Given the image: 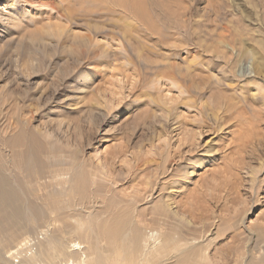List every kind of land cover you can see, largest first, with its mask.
Instances as JSON below:
<instances>
[{
  "label": "rangeland",
  "instance_id": "1",
  "mask_svg": "<svg viewBox=\"0 0 264 264\" xmlns=\"http://www.w3.org/2000/svg\"><path fill=\"white\" fill-rule=\"evenodd\" d=\"M119 1L0 0V159L15 157L4 142L19 133L24 148L32 133L41 144L33 143L36 165L12 169L24 207L0 213V264H117L123 241L110 230L127 207L124 234L138 228L134 235L142 240L126 252L133 264H149L142 249L153 254L165 231L150 212L169 204L181 228H194L177 206L189 197L196 207L209 197L217 201L207 200L215 212L210 231L189 245L200 242L218 261L211 264H222L213 255L224 252L231 255L227 264L258 262L264 256L255 234L264 225V0H138L144 9L124 0L127 11ZM227 82L235 90L222 91ZM217 97L245 110L219 132L202 121L205 114L212 122ZM250 124L252 135L241 139L246 132L239 126L250 131ZM229 140L249 142L237 149L243 167L236 180L217 167L229 163ZM244 206L243 217L236 215ZM219 217L238 220L242 239L232 243L227 236L236 231L219 225ZM221 227L225 233L217 236ZM231 248L244 251L238 263Z\"/></svg>",
  "mask_w": 264,
  "mask_h": 264
},
{
  "label": "bare ground",
  "instance_id": "2",
  "mask_svg": "<svg viewBox=\"0 0 264 264\" xmlns=\"http://www.w3.org/2000/svg\"><path fill=\"white\" fill-rule=\"evenodd\" d=\"M121 1V4L122 5H124V7L126 8L125 10L127 11L129 8H128V6L127 5H125V3H126V1H124V0H120ZM119 1V2H120ZM119 2H118V4L117 3H115L116 5H118L119 6ZM135 4H136V8H138V9H144L143 8V6L139 3V1L138 0H135ZM143 3V2H142ZM134 15V14H133ZM141 15H143V14H141ZM134 17H135V15H134ZM133 17V18H134ZM31 39H33V38H31ZM31 43H33L32 41H31ZM248 55L250 56L251 55V57H252V59H253V53L251 52V51H249L248 52ZM252 59L251 58H249V61H248V66H247V72H248V74H250V73H252L253 72V64H252ZM175 65V64H174ZM175 67V66H174ZM175 70V69H174ZM256 72V71H255ZM258 73H259V71H258ZM169 74L172 76V77H175V73H174V71H173V66H172V69H171V72H169ZM260 74V73H259ZM256 75V74H255ZM258 75V74H257ZM262 75V74H261ZM259 77V76H258ZM262 77V76H261ZM256 80V79H255ZM233 82V81H232ZM201 83V82H200ZM207 83H211V82H207ZM213 83H214V81H213ZM219 83V85L217 86L219 89H221L220 87L222 86V84H224L222 81H219L218 82ZM202 84V83H201ZM200 84V85H201ZM204 84V83H203ZM205 84H206V82H205ZM234 84L235 83H231V82H227V83H225V87L226 88H223L222 89V91H224L225 89H227V88H230V89H232V90H235V88H236V85L234 86ZM210 85H213L214 86V84H210ZM193 86V85H192ZM195 86H198V87H200L198 84H195L194 85V87ZM207 86V85H206ZM203 87H204V85H203ZM197 88V87H196ZM202 88V87H201ZM203 89V88H202ZM207 89H208V87H207ZM218 89V90H219ZM191 90H192V87H191ZM193 91H195L194 89H193ZM197 91V90H196ZM203 91V90H202ZM198 92V91H197ZM226 92V91H225ZM225 92H222L223 94H227V93H225ZM200 94H201V92H199ZM244 93V92H243ZM245 94V93H244ZM243 94V95H244ZM246 95V94H245ZM243 96V98H244V101H245V104L246 105H251V104H248L247 103V101H246V99H247V95L246 96ZM253 103H257V95L256 94H253ZM229 100V102H231L230 101V99H228ZM215 105H214V107H212V108H210L211 109V113H210V115H211V117L213 116V118H212V122H210V119L208 118V117H206V115L205 114H203L202 115V121H203V123L205 124V126H203L204 128L206 127V128H208L209 130L210 129H214L216 132H219V128H224V126H226L227 127V124L230 122V121H232V120H239V117L240 116H242V114H243V112H245V110H244V108H243V112L239 109V110H237L236 109V106L234 105V104H232V103H223V102H221V100L217 97V99H216V103H214ZM258 104V103H257ZM263 104V103H262ZM201 105L202 104H200L199 105V108L201 109ZM237 105V104H236ZM253 105V104H252ZM251 105V106H252ZM264 105V104H263ZM245 106V105H244ZM256 106V105H255ZM255 106H254V108H255ZM257 107V106H256ZM261 107H263L262 105H261ZM253 108V109H254ZM258 108H260V107H258ZM264 108V107H263ZM249 109V108H248ZM220 111L222 112V113H220ZM231 112V113H230ZM249 112V111H248ZM262 112H263V110H262ZM256 113V112H255ZM221 114V115H220ZM246 115V114H245ZM262 115V114H261ZM257 116V115H256ZM264 116V115H263ZM216 119V120H215ZM218 119V120H217ZM258 119V118H257ZM256 119V120H257ZM260 119V118H259ZM242 120V119H241ZM245 119H243V121H244ZM261 120V119H260ZM221 121V122H220ZM263 121V120H262ZM261 121V122H262ZM240 122V121H239ZM245 122V121H244ZM258 122V121H257ZM202 123V124H203ZM253 123V122H252ZM256 123V122H255ZM240 124V123H239ZM238 124V125H239ZM244 124V123H243ZM254 124V123H253ZM213 125H215V126H213ZM235 125V124H234ZM233 125V126H234ZM244 125H246V124H244ZM244 125H240L239 127H242V131H243V129H244V131L246 132V135L245 136H243L241 133H243V134H245L244 133V131L242 132L241 131V139H248L252 134L251 133H253L251 130V128H256V127H254V126H251V124H250V131H249V129L247 130L248 131V133H247V131L245 130V128H249V127H245ZM258 125V124H257ZM230 126V125H229ZM247 126V125H246ZM13 127V126H12ZM243 127H245V128H243ZM230 128V127H229ZM234 128V127H233ZM237 128V127H236ZM231 129V128H230ZM238 129V128H237ZM240 129V128H239ZM261 129V128H260ZM260 129H258L257 131H259ZM1 130V129H0ZM234 130V129H233ZM236 130V129H235ZM234 130V131H235ZM241 130V129H240ZM2 131V130H1ZM5 131V130H4ZM226 131V130H225ZM230 131V130H229ZM233 131V132H234ZM261 131V130H260ZM6 132H8L7 130H6ZM237 132V131H236ZM240 132V131H239ZM4 133V132H3ZM24 133V132H23ZM28 133V132H27ZM27 133H26V135H27ZM222 133V132H221ZM224 133V132H223ZM231 133H232V131H231ZM261 133H262V131H261ZM33 134V133H32ZM32 134H30V135H27V138H28V141H27V143L30 141V143L27 145V147L25 146V148H24V144H22V143H24V141L26 142V136H24V134H18L15 138H12V139H9L8 141H6V142H4V144L6 145V146H8V147H10L11 146V148L12 147H14L13 148V151H14V155H15V157L14 158H10V159H8V158H6L5 156H3L2 157V159H0V207H1V209H2V211H5V208L8 206V207H10V209H14L16 206L17 207H19V206H22L23 204V199H21L20 197H19V194L22 192V190H23V188H22V186H21V181H20V176L18 175V174H16L15 175V173H13L12 172V169L13 168H21V169H24L27 165H28V163H32V164H34L35 163V165L37 164L36 162L38 161L37 160V154L39 153L37 150H36V148L33 146V143L36 145V146H38V147H41V144L36 140V139H33L34 138V136H32ZM227 134H228V132H227ZM233 134V133H232ZM231 134V135H232ZM5 135V134H4ZM3 135V136H4ZM255 135V134H254ZM253 135V136H254ZM228 136H229V134H228ZM233 136H235L234 134H233ZM237 136V135H236ZM238 137V136H237ZM1 138V137H0ZM230 138V137H229ZM239 138V139H240ZM5 139L6 138H4L3 140L5 141ZM236 139V138H235ZM238 139V138H237ZM236 139V141H238ZM240 139V140H241ZM2 140V141H3ZM24 140V141H23ZM246 142V141H245ZM256 142H258V141H256ZM2 143V142H1ZM26 143V144H27ZM249 142H246L244 145L246 146L247 144H248ZM253 143V142H252ZM25 144V145H26ZM228 144V148H229V150H231L230 152H233L232 153V155H231V157L230 156H228V157H230V159L228 158V161L227 162H229L228 164H227V166H226V163H224L221 167L220 166H217L218 167V169L220 168H222V167H224V170H225V172L227 173V174H231V177H233V179L235 178V175H234V173H235V170H237V172H239V170H240V168H242L243 167V165L242 164H239V162H240V160H241V158H240V155L242 154H239V155H237V156H235L236 154H238L237 153V149H239L241 146H242V144H240V143H237V142H234V141H231V140H229V142L227 143ZM256 144V143H255ZM258 144V143H257ZM263 144V143H262ZM242 146V148H241V150L240 151H242L243 150V147H245V146ZM253 145H254V143H253ZM7 147V148H8ZM248 147V146H247ZM251 148H253L252 147V145L250 146ZM38 149V148H37ZM262 149V148H261ZM38 153H37V152ZM235 151V152H234ZM249 151V150H248ZM230 152H228V153H230ZM249 152H251V151H249ZM248 152V153H249ZM46 154V153H45ZM245 155H247V154H245ZM251 155V154H250ZM56 155L55 154H52V156L51 157H55ZM258 156V155H257ZM10 157H11V155H10ZM57 157V156H56ZM243 157V156H242ZM249 157V156H248ZM252 157H254L253 155H252ZM259 157V156H258ZM251 158V157H250ZM259 160H260V158H258ZM47 160V159H46ZM261 161V160H260ZM243 162V161H242ZM264 162V161H263ZM39 163H41V162H39ZM38 163V164H39ZM51 163V162H50ZM172 163V162H171ZM171 163H170V166L171 167H173L172 165H171ZM249 163H251V161H249ZM261 163H262V161H261ZM260 163V164H261ZM252 164V163H251ZM47 165V164H46ZM51 165V164H50ZM160 165V164H159ZM254 165V164H253ZM33 166V165H32ZM41 166V165H40ZM39 166V167H40ZM48 166V165H47ZM257 166V165H256ZM261 166V165H260ZM31 167V166H30ZM30 167H28V168H30ZM38 167V166H37ZM36 167V168H37ZM169 166L168 165H166V166H164L163 167V169H162V173L163 174H165L166 172H167V168H168ZM43 168V167H42ZM49 168V167H48ZM251 168H252V165H251ZM254 168H255V166H254ZM254 168L252 169V171L254 170ZM33 169V168H32ZM40 169V168H39ZM25 170V169H24ZM36 170V169H35ZM174 170H177V167H175V168H173V173H174ZM250 170V169H249ZM37 171V173H38V170H36ZM35 171V172H36ZM42 172L41 173H43V170H41ZM45 171V170H44ZM256 171V170H255ZM23 172V171H22ZM40 172V171H39ZM257 172V171H256ZM18 173V172H17ZM36 173V174H37ZM39 175H41V174H39ZM237 175V174H236ZM257 175V174H256ZM42 176V175H41ZM251 176V175H250ZM24 177V176H23ZM172 177V176H171ZM174 177V176H173ZM236 177H238V175L236 176ZM256 178V177H255ZM35 179H37V178H35ZM34 179V180H35ZM254 179V178H253ZM235 180H236V178H235ZM173 182H174V180H173ZM232 182V181H231ZM231 182H230V185H231ZM236 182V181H235ZM253 182V181H252ZM233 183V182H232ZM173 184V183H172ZM30 185V184H29ZM46 185V184H45ZM48 185V184H47ZM82 185H84L83 184V182H82V184H81V186ZM168 185V184H167ZM167 185H166V187H167ZM229 185V186H230ZM248 185V184H247ZM25 187V186H24ZM46 187V186H45ZM165 187V188H166ZM171 186L169 185V188H170ZM153 189H155V188H153ZM168 189V188H167ZM226 191H230V190H226ZM18 193V194H17ZM23 193V192H22ZM21 193V194H22ZM45 194V193H44ZM199 194H200V192L198 193V200H199ZM227 194V193H226ZM226 194H225V196H223L224 198H228V197H226ZM232 194V193H231ZM228 195V194H227ZM209 196V195H208ZM187 197V196H186ZM189 197V196H188ZM212 198V197H211ZM215 197H213V199H214ZM55 199V198H54ZM166 199H169L168 198V196L166 197ZM208 199H210V197L208 198ZM207 199V200H208ZM139 200V199H138ZM138 200H136L135 201V203H137L138 202ZM207 200H205L200 206H198V207H196V202L195 201H193L190 197L189 198H187V199H183V200H180L178 203H177V206H179V207H182V209H183V211H184V213H188L190 216H191V219L190 220H186V222H187V224H192V225H194V228H192L191 226H187V227H184V228H181L182 226L181 225H179L178 223H177V221L176 220H174V218L170 215V207H169V204H163L162 205V208L163 209H159V208H155L153 211H151L150 212V214H151V220L153 221H151L152 223H154V224H157V225H162L165 229V231H163V233L159 236V238H156V240L154 241L155 243H153L154 245H156L155 246V252L153 253V254H150L149 255V253H147L146 254V252L144 251V248L142 249V253H141V255H140V257L141 256H143L144 258H145V262H148L149 264H163V261L161 260V259H163L165 256H166V259H174V261L171 263L170 262V264H211V263H213V261L215 260V258H214V260L212 259L213 257H211L210 255H208L207 253H205L204 252V250L201 248V243L200 242H198L197 244H193V245H189V242L190 241H196V240H198V239H200V236H204L208 231H210V226H212V225H208V224H210L211 223V220L213 219V215H214V213L215 212H212L211 214H210V212L212 211V206L210 205L209 206V203H207ZM211 200L212 199H210V203H211ZM226 200V199H225ZM212 201H216V199L215 200H212ZM217 202V201H216ZM218 202L220 203L221 202V197L219 196L218 197ZM135 203H132V204H135ZM245 202H243L242 204L243 205H245L244 204ZM213 204H215V203H213ZM128 206H131V205H128ZM23 207H24V205H23ZM23 207H22V209H23ZM246 207H248V206H244V208H242V209H238V210H236L235 211V214L237 215V214H241V217H243V214L247 211L246 210ZM16 210H17V208H15ZM50 209V208H49ZM55 209V208H54ZM119 209V208H118ZM190 209V210H189ZM191 209H192V211H191ZM52 210V209H51ZM11 211V210H10ZM9 211V212H10ZM23 211H24V209H23ZM131 210H130V208L129 207H127L124 211H123V213L120 215V216H117V219L115 220V222H114V227L110 230V231H112V233H113V235H115L116 237H120V238H122V243H121V246L120 247H118L117 248V250H116V252H117V259H116V262H117V264L118 263H122V264H133V260L132 259H130L132 256H129L128 255V253L126 252V250H128V249H126L127 247H128V245L129 244H131V242L132 243H134V241H136V246H138V244H140V242L138 241V240H142V239H136L135 238V235H134V233H136V232H138V228L136 229H134V230H132V236H130V233L128 234V233H125L124 234V231L126 230V228L128 227L127 226V224L129 223V220H128V214H129V212H130ZM13 212V211H12ZM3 214V213H2ZM5 214V213H4ZM10 214H11V212H10ZM146 214V213H145ZM24 215V213H22L21 211H17V213H16V216H17V218H25V217H22ZM26 215V214H25ZM2 216V218L4 219V218H6V215L5 216H3V215H1ZM10 216H12V215H10ZM9 216V217H10ZM31 216V215H30ZM175 216H178V213L177 212H175ZM34 216L32 215L31 216V218H33ZM14 218V217H13ZM1 219V218H0ZM11 219V218H10ZM194 219V220H193ZM15 220V219H14ZM14 220H13V222H14ZM3 221V220H2ZM7 221H9V220H7ZM7 221H4V222H7ZM11 221V220H10ZM10 221H9V223H10ZM20 221V220H19ZM18 221V222H19ZM150 221V220H149ZM219 221H220V224L219 225H221V224H227L228 225V227L226 228V229H231V230H234V231H236V233L235 232H229L228 233V236H227V238L229 239H231V241H232V243H234V239H236V238H238V239H240L242 236H241V234H239L238 233V230L240 229L239 227H237V225H238V220H235L234 218H230V217H227V218H223V217H219ZM8 223V224H9ZM20 223H22V222H20ZM5 224V223H4ZM198 224H201V228H198V227H196V226H198ZM262 224H264V219H263V223ZM0 225H1V222H0ZM7 225V224H6ZM12 225H14V224H12ZM16 226H18L17 224H15ZM183 225V224H182ZM208 225V226H207ZM215 225H217V224H215ZM3 226V225H2ZM19 226H21L20 224H19ZM213 226H214V224H213ZM7 227H9V226H7ZM91 227V226H90ZM190 227V228H189ZM10 228V227H9ZM13 228V227H12ZM14 228H16V227H14ZM185 228H187V229H185ZM185 229V230H184ZM5 230H6V228H5ZM8 230V229H7ZM10 230H11V228H10ZM129 230V229H128ZM223 231H224V229L221 227V229H219L218 228V231L216 232L217 233V236H221L222 234H223ZM5 232V231H4ZM13 232H15L14 231V229H13ZM224 233H225V231H224ZM256 234V236L259 238V239H261L262 241H264V225H262V226H260V228H258L257 229V232L255 233ZM182 235H183V237H184V239H186L184 242H183V240L184 239H182L181 237H182ZM251 235V234H250ZM3 236V235H2ZM248 237V236H247ZM252 237H249V239H251ZM26 239V238H25ZM56 239V238H55ZM54 239V240H55ZM136 239V240H135ZM242 239V238H241ZM240 239V240H241ZM258 239V240H259ZM134 240V241H133ZM221 240H224V239H221ZM25 241V240H24ZM158 241V242H157ZM51 243H52V241H50ZM181 242H183V243H181ZM151 244V243H150ZM54 245H55V242H54ZM73 245H79V243L77 242H75V243H73ZM51 246H53V245H51ZM133 246V245H132ZM131 246V247H132ZM151 247H152V244H151ZM154 247V246H153ZM131 249V248H130ZM130 252V251H129ZM231 252H232V255H234V256H236L235 257V263H238L239 262V259L241 258H243V256L241 255V253H243L244 251H240L239 252V249H237V250H234L233 248H231ZM131 254H133L132 252H131ZM144 254H145V256H144ZM134 255V254H133ZM146 255H149V257L148 256H146ZM170 256V258H167V257H169ZM214 257H216V258H218L219 259V262H221L222 264H227V262H230L231 261V255L230 254H228V253H223V254H216V255H213ZM135 260V259H134ZM232 260H233V258H232ZM166 260H164V263H166L165 262ZM215 262V261H214ZM75 263V260H68V261H66L65 263H62V264H74ZM136 263V262H135ZM215 263H218V261L217 262H215ZM214 263V264H215ZM137 264V263H136ZM253 264H264V256L263 257H261L259 260H258V262H257V260H255V262L253 263Z\"/></svg>",
  "mask_w": 264,
  "mask_h": 264
},
{
  "label": "water",
  "instance_id": "3",
  "mask_svg": "<svg viewBox=\"0 0 264 264\" xmlns=\"http://www.w3.org/2000/svg\"><path fill=\"white\" fill-rule=\"evenodd\" d=\"M1 212H3V211H2V209H1V207H0V213H1Z\"/></svg>",
  "mask_w": 264,
  "mask_h": 264
}]
</instances>
